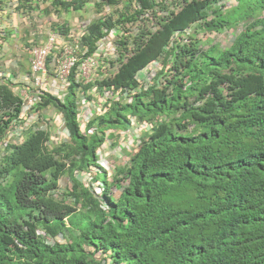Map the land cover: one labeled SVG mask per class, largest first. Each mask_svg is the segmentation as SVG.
Segmentation results:
<instances>
[{"label": "trees", "instance_id": "obj_1", "mask_svg": "<svg viewBox=\"0 0 264 264\" xmlns=\"http://www.w3.org/2000/svg\"><path fill=\"white\" fill-rule=\"evenodd\" d=\"M96 5L84 55L116 28V57L35 106L67 137L35 123L8 140L21 98L0 80V264H264V0ZM86 101L99 106L80 121Z\"/></svg>", "mask_w": 264, "mask_h": 264}, {"label": "built area", "instance_id": "obj_2", "mask_svg": "<svg viewBox=\"0 0 264 264\" xmlns=\"http://www.w3.org/2000/svg\"><path fill=\"white\" fill-rule=\"evenodd\" d=\"M16 5V0H12V2L8 0L5 8L0 13V27L1 25L6 27L2 28V31L0 30V34L4 36V30H7L11 31L12 36L16 32V21L18 19L24 21L35 14L37 15V36H34V39L26 41L27 53L30 56L29 67L26 72L22 73L16 69V73L12 72L10 67L16 68V62L10 63L4 60L3 65L1 66L0 64V80L3 77L10 78L12 83L16 84L14 89L21 98L19 118L23 119V123L18 122L8 133L7 139H11L12 142L21 141L24 129L34 126L33 124L37 122L38 118L43 119L35 107L41 102L39 95L47 93L62 100L69 86L71 75L74 76L77 83L79 82L82 85L92 82L97 75L102 60L105 58L114 59L116 57L114 39L117 34H120L118 29H112L108 36L97 44L94 52L84 55L87 49L81 46V39L86 34L87 26L91 21H77L74 19V22L72 20L70 23L64 21L54 25L57 19L53 14L56 11L50 6L49 0H39L38 8L31 11L23 9L17 11L15 9ZM43 9L48 10L47 14H50V22L47 24V28L40 23L41 20L39 19L47 15ZM75 13L80 14L78 12ZM100 15L102 14H99L97 18ZM3 18H8L10 21L4 22ZM1 42L0 51L5 44V41L2 40ZM12 74H17V76L14 77ZM101 102L102 99H99V105ZM99 105L87 101L81 103L78 109L80 112L79 120L86 121L91 111L97 109ZM47 111H52V109ZM58 114L60 115V119H53V122L62 124L63 128L60 130V135L62 138H65L68 136V133L65 130L62 115ZM41 128H46V125H43ZM51 138L54 142H57L59 139L53 135ZM44 240L47 244L53 243L52 239L45 236Z\"/></svg>", "mask_w": 264, "mask_h": 264}, {"label": "rangeland", "instance_id": "obj_3", "mask_svg": "<svg viewBox=\"0 0 264 264\" xmlns=\"http://www.w3.org/2000/svg\"><path fill=\"white\" fill-rule=\"evenodd\" d=\"M10 1L12 2V0ZM99 1L101 0H88L89 3L84 7V9L80 12L79 15L76 14L75 12H70L72 14H70L69 12L68 13L67 12H60V13L54 12L53 15L57 19V21L54 22V25L56 23H62L64 21H66L67 23H70L72 20V22H74V19H76L77 21L79 20L92 21L96 19L101 12L99 11L100 8L96 5V3H98ZM42 4H45V3H42ZM49 17H50V14H47V15H44L43 18H39L41 20L40 23L43 24L45 28H47L46 26L50 22ZM55 17H52V18H55ZM7 20L10 21L8 18H3L4 22ZM16 23H17L16 32L12 36L11 35L5 36V40H4L5 44L3 45V48L0 51V64L2 66L4 60L9 61L10 63L16 62L17 67L16 68L10 67V70L16 73L15 72V69H16L24 73L28 70L29 58H30V56L27 53L28 51L26 47V41L34 39L35 38L34 36H37V15L34 14V16L26 18V20L24 21H21L18 19ZM2 28H6V27H3V25H1L0 30ZM230 35L231 33L228 32L223 37L231 38ZM219 39L223 43L225 42V40L223 39L221 40V38ZM44 114H45L44 115L45 119L42 120L38 118L37 122L35 123L38 124L39 127L46 125V129L51 132V135L55 136L56 138H60L61 137L60 130L63 128L62 124L53 122V119L58 118L59 120L60 115L55 111H45ZM128 138L129 137L126 136L127 140ZM107 148H109V151L107 150ZM113 148L114 146L105 147V150L108 153L105 155V158H107L109 162H112L114 164V159L112 156L118 153V148L117 147H115L114 149ZM77 176L84 179L82 175H77ZM61 185H63V183H61Z\"/></svg>", "mask_w": 264, "mask_h": 264}]
</instances>
